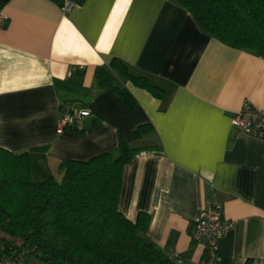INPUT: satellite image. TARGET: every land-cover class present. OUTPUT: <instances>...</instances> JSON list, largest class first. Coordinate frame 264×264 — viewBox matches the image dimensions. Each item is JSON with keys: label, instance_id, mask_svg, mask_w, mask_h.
<instances>
[{"label": "crops", "instance_id": "crops-1", "mask_svg": "<svg viewBox=\"0 0 264 264\" xmlns=\"http://www.w3.org/2000/svg\"><path fill=\"white\" fill-rule=\"evenodd\" d=\"M97 67L133 108L98 83ZM244 101L264 110V57L205 34L171 0H75L67 14L55 0H0V147L28 152L37 182L59 179L64 160L116 157L120 136L142 148L123 167L118 209L131 221L146 213L145 238L182 264H200L205 240L191 232L214 202L232 222L217 264H264V140L231 125ZM63 103L90 110L81 131L58 129ZM147 123L153 132L136 139Z\"/></svg>", "mask_w": 264, "mask_h": 264}, {"label": "trees", "instance_id": "trees-1", "mask_svg": "<svg viewBox=\"0 0 264 264\" xmlns=\"http://www.w3.org/2000/svg\"><path fill=\"white\" fill-rule=\"evenodd\" d=\"M171 1L186 9L205 34L264 57V0ZM110 66L154 97H165L164 89L129 73L120 60L112 59ZM95 78L127 108L135 106L131 93L114 85L103 67L95 69ZM152 132L147 123L133 135L141 139ZM141 150L120 136L116 157L102 152L86 160H64L57 168L59 179L37 182L28 152L0 147V260L22 255L26 263L33 257L44 264H182L145 238L146 213L131 221L118 209L123 167Z\"/></svg>", "mask_w": 264, "mask_h": 264}, {"label": "built area", "instance_id": "built-area-1", "mask_svg": "<svg viewBox=\"0 0 264 264\" xmlns=\"http://www.w3.org/2000/svg\"><path fill=\"white\" fill-rule=\"evenodd\" d=\"M63 14H67L75 5V0H55ZM90 115L87 108H74L69 103L60 106L58 129L81 128V121ZM231 125L238 134H245L264 140V110L257 109L248 101L234 113ZM232 227V222L223 217L222 205L214 202L203 207L199 219L191 232L193 241L205 240L204 256L200 264H217L219 261L218 244ZM0 264H27L22 255L0 260ZM250 264H256L252 262Z\"/></svg>", "mask_w": 264, "mask_h": 264}, {"label": "rangeland", "instance_id": "rangeland-1", "mask_svg": "<svg viewBox=\"0 0 264 264\" xmlns=\"http://www.w3.org/2000/svg\"><path fill=\"white\" fill-rule=\"evenodd\" d=\"M27 260L30 262V264H44L41 261H39L33 257H28Z\"/></svg>", "mask_w": 264, "mask_h": 264}, {"label": "snow or ice", "instance_id": "snow-or-ice-1", "mask_svg": "<svg viewBox=\"0 0 264 264\" xmlns=\"http://www.w3.org/2000/svg\"><path fill=\"white\" fill-rule=\"evenodd\" d=\"M125 2H129V0H125Z\"/></svg>", "mask_w": 264, "mask_h": 264}]
</instances>
